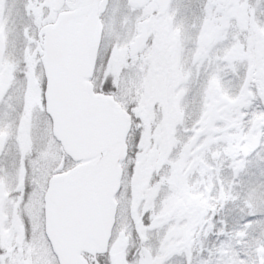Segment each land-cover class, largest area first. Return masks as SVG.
Here are the masks:
<instances>
[{
	"label": "snow or ice",
	"instance_id": "obj_1",
	"mask_svg": "<svg viewBox=\"0 0 264 264\" xmlns=\"http://www.w3.org/2000/svg\"><path fill=\"white\" fill-rule=\"evenodd\" d=\"M0 264H264V0H0Z\"/></svg>",
	"mask_w": 264,
	"mask_h": 264
}]
</instances>
